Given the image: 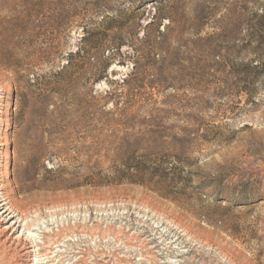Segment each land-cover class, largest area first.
I'll return each instance as SVG.
<instances>
[{
	"label": "rangeland",
	"instance_id": "374dc122",
	"mask_svg": "<svg viewBox=\"0 0 264 264\" xmlns=\"http://www.w3.org/2000/svg\"><path fill=\"white\" fill-rule=\"evenodd\" d=\"M263 42L264 0H0V264H264Z\"/></svg>",
	"mask_w": 264,
	"mask_h": 264
},
{
	"label": "trees",
	"instance_id": "16d2710c",
	"mask_svg": "<svg viewBox=\"0 0 264 264\" xmlns=\"http://www.w3.org/2000/svg\"><path fill=\"white\" fill-rule=\"evenodd\" d=\"M91 41L92 38L85 35L79 41L78 49L76 51H70L65 55H61L58 52L53 53L47 49L44 50L40 54L39 65H42L41 63L44 61H50L53 56L57 60L61 58L66 59L67 62L62 65L60 64L56 69L54 68L48 76L35 72L34 75L37 84L48 88L50 95L64 98L65 94L84 80L89 83L93 80L95 82L99 81L102 78L101 72H90L92 69V65L89 62L90 53L86 49L91 45ZM262 44L264 45V42ZM25 72H28V70H25ZM102 73H106V70H102ZM88 75L90 77L87 78ZM246 85L245 94L247 100L248 102H252L260 88L264 87V60L250 61V64L247 65Z\"/></svg>",
	"mask_w": 264,
	"mask_h": 264
},
{
	"label": "bare ground",
	"instance_id": "6f19581e",
	"mask_svg": "<svg viewBox=\"0 0 264 264\" xmlns=\"http://www.w3.org/2000/svg\"><path fill=\"white\" fill-rule=\"evenodd\" d=\"M13 90V85H8L6 89V94L3 98V104H7L10 98V93ZM8 106L6 107V111L4 113L5 119H3V128L0 130V165L3 162H8L7 160V146L9 145V114H8ZM11 174V169L9 164L6 165L5 171L0 173V177H2L4 180H9ZM6 182V181H4ZM9 210L12 211V213H18V209L12 204L11 202L8 203ZM146 209V208H145ZM24 214L23 211H21V215Z\"/></svg>",
	"mask_w": 264,
	"mask_h": 264
}]
</instances>
